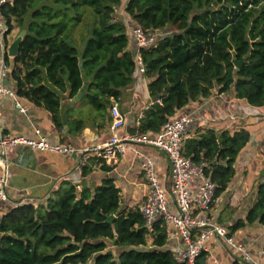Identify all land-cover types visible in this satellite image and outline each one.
I'll use <instances>...</instances> for the list:
<instances>
[{"label": "trees", "instance_id": "trees-1", "mask_svg": "<svg viewBox=\"0 0 264 264\" xmlns=\"http://www.w3.org/2000/svg\"><path fill=\"white\" fill-rule=\"evenodd\" d=\"M121 2L14 0L1 7L8 32L26 31L12 59L16 93L47 111L56 130L64 123L63 98L73 100L85 81L77 105L88 110L65 122L70 134L88 125L101 128L111 101L132 84L134 55L128 50L125 22L116 18L122 7L134 27L146 34L171 30L153 47L140 50L153 104L132 133H160L181 109L214 91L232 92L253 108L264 106V0ZM84 7L94 15L86 33ZM76 32L85 37L81 45L74 39ZM242 59L245 63L237 70L233 61ZM249 138L244 130H207L184 143V157L208 166L205 175L216 186V198L233 178V164ZM254 223L264 226V182L245 221L230 233ZM165 244L166 224L158 221L148 228L139 206L121 210L111 180L93 191L69 185L45 204L12 209L0 222V264H182ZM205 259L202 252L195 264H205Z\"/></svg>", "mask_w": 264, "mask_h": 264}, {"label": "crops", "instance_id": "crops-1", "mask_svg": "<svg viewBox=\"0 0 264 264\" xmlns=\"http://www.w3.org/2000/svg\"><path fill=\"white\" fill-rule=\"evenodd\" d=\"M123 5L126 0H121ZM123 8L116 12L126 25L128 50L137 53L136 41L132 34L135 28ZM1 22H4L2 16ZM15 29L6 37L9 46L14 41ZM10 38H13L10 39ZM85 37L76 32L75 41L81 45ZM1 60V58H0ZM7 60V59H6ZM9 67L3 75L0 72V86L13 92L14 96L0 97V138L3 135L24 137L31 140L45 139L50 145H69L79 150L85 147L101 146L110 138V116L101 128L87 126L77 134H70L65 123L74 118L86 115L87 108L73 100L63 98L60 115L64 123L61 131L54 128L50 114L43 108L33 105L16 93V86L11 78L12 59L6 61ZM132 84L122 91L118 98L120 113L124 116L125 125L119 134H134L138 117L148 109L153 101L149 96V80L146 76L132 77ZM15 101L27 110L20 113ZM112 104V101H111ZM70 109V110H67ZM81 112V113H80ZM195 119L196 124L191 133L195 137L207 130L234 133L244 130L249 134V142L238 154L234 164V176L223 193L218 196L217 204L208 213L196 214L198 219L211 224H219L228 229L245 218L256 200L258 187L264 182V106L253 108L244 100L234 97L232 92L218 94L214 91L210 98L191 102L179 111ZM153 137V135H149ZM137 152L148 157L154 166L158 182L169 193L172 179L166 156L155 147L144 144L135 146ZM79 155H61L21 147L9 148L5 153L7 164L6 201H0V222L12 209L18 206H38L62 193L69 185L78 191L82 188L94 190L104 181L111 180L119 191L121 210L139 206L146 193V182L143 177L140 161L128 153L119 158L113 166L91 157L84 167L78 166ZM0 158H3L0 154ZM0 167V175H2ZM201 180L192 178L187 182L189 195L198 192ZM168 211L176 214V208L168 194ZM234 242L246 248L252 259L264 264V226L259 223L245 225L230 233ZM151 239H148V244ZM184 241L177 230L166 225V244L164 249L172 252L184 251ZM206 254L205 264H244L239 253L230 250L222 240L209 238L203 243Z\"/></svg>", "mask_w": 264, "mask_h": 264}, {"label": "built area", "instance_id": "built-area-1", "mask_svg": "<svg viewBox=\"0 0 264 264\" xmlns=\"http://www.w3.org/2000/svg\"><path fill=\"white\" fill-rule=\"evenodd\" d=\"M14 0H0V9L3 5L11 4ZM1 17V14H0ZM5 21L0 20V72L3 75L9 69L6 63L7 48L5 37L9 34ZM133 37L137 45V53L134 54L135 77L145 76L146 68L142 61L140 50L153 47L159 36L169 35L167 31L163 34H146L139 27L132 29ZM4 95L14 96L13 92L0 86V97ZM15 106L20 113L26 115L27 110L15 101ZM110 116V138L101 145L94 147H85L79 150L69 145H50L45 139L31 140L24 137H15L3 135L0 138V201H6L5 189L7 187V164L5 160L6 150L14 147H21L29 150H39L61 155H79L78 166L84 167L91 157L104 162L108 166H113L119 158L125 157L128 153H133L140 161V168L146 182V193L140 204V212L148 228H151L158 221H163L166 225L173 226L178 235L185 243V250L173 254L176 261L182 264H195L203 249V243L209 238H217L232 251L237 252L242 257L244 264H260L252 259L245 247L234 242L232 236L226 227L219 224L204 222L196 216L200 213L210 212L217 204L215 197L216 186L206 177L205 169L208 167L205 163L194 164L189 158L184 157V143L190 139L196 121L194 118L176 114L162 128L161 132L149 135L138 134H119L124 128V116L120 113L118 101H112L109 110ZM142 116L138 117V123ZM144 144L155 147L163 153L169 163V173L172 179V189L168 193L166 189L158 182L152 161L140 152H137L135 146ZM192 178L201 180L196 195H189L187 182ZM168 194L173 201L177 213L172 214L168 211Z\"/></svg>", "mask_w": 264, "mask_h": 264}, {"label": "water", "instance_id": "water-1", "mask_svg": "<svg viewBox=\"0 0 264 264\" xmlns=\"http://www.w3.org/2000/svg\"><path fill=\"white\" fill-rule=\"evenodd\" d=\"M25 35H26V31L22 30L19 33V35L16 37V39L8 46V48H7V56L9 58L14 59V58H16L18 56L19 47H20V44L23 41ZM244 63H245L244 59H242L240 61H237V60L233 61L234 67L237 70H239L243 66ZM81 73H82V76H83L82 70H81ZM83 80L85 81L84 76H83ZM87 84H88V82L85 81L83 88L79 91V93L73 99L74 102H77V101H79L82 98V96L85 93V88H86ZM112 219H113V217H110L107 221L110 222V221H112Z\"/></svg>", "mask_w": 264, "mask_h": 264}, {"label": "rangeland", "instance_id": "rangeland-1", "mask_svg": "<svg viewBox=\"0 0 264 264\" xmlns=\"http://www.w3.org/2000/svg\"><path fill=\"white\" fill-rule=\"evenodd\" d=\"M82 12H84V16H83L84 21L82 22L83 27H84V32L86 33V31H88V30H89V32H91V28L93 27L92 25H93V22H94V15H93L91 9H89L87 7L82 8ZM14 29H15V34H14L13 38L15 40L20 32H19V30L17 28H14ZM169 32L171 33V30ZM13 38H10V39L13 40Z\"/></svg>", "mask_w": 264, "mask_h": 264}]
</instances>
